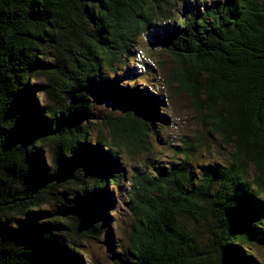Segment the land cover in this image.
<instances>
[{
  "label": "trees",
  "instance_id": "trees-1",
  "mask_svg": "<svg viewBox=\"0 0 264 264\" xmlns=\"http://www.w3.org/2000/svg\"><path fill=\"white\" fill-rule=\"evenodd\" d=\"M141 38L174 55L164 84L133 79ZM174 86L207 133L167 131ZM208 139L228 155L198 161ZM116 202L130 214L118 239ZM262 251L264 0H0V264H264Z\"/></svg>",
  "mask_w": 264,
  "mask_h": 264
},
{
  "label": "rangeland",
  "instance_id": "rangeland-1",
  "mask_svg": "<svg viewBox=\"0 0 264 264\" xmlns=\"http://www.w3.org/2000/svg\"><path fill=\"white\" fill-rule=\"evenodd\" d=\"M149 44L143 38L137 44L136 55L132 58L130 66L137 68L134 70L133 79L141 85H160L164 84L170 75L176 69V62L174 60V55L169 51V49L163 46H154V48H149ZM151 52H150V51ZM145 66V67H142ZM126 69V67L124 68ZM160 87V86H159ZM161 88V87H160ZM166 94V104L165 107L169 110L172 117V124L166 127L167 131L171 132L172 135L176 137H184L189 135L193 137L194 135L201 134L202 132H208L210 130L209 123L202 118L197 108L195 107L192 97L181 93L178 86L171 88H163L162 92ZM100 99L96 100L97 105L100 108H105L106 110H111L112 107L108 104H103ZM112 108V109H111ZM204 111H207L204 109ZM207 114V112H205ZM209 146L214 152H207L203 148L199 149L203 155L198 159L201 163L207 162L209 160H221L225 155H228V147L220 148L218 146V140L208 139ZM175 143L178 139L174 138ZM155 154H150L151 156H163L165 159H171L172 148L166 146L161 142H155ZM167 155V156H165ZM140 163L139 160H131L130 165L136 166ZM113 227L115 231L116 239L123 235V231L128 229L130 223V214L125 210V206L121 202H116V210L113 214ZM261 258L264 260V251L261 252ZM104 264H113L111 259H107V256L102 259Z\"/></svg>",
  "mask_w": 264,
  "mask_h": 264
}]
</instances>
